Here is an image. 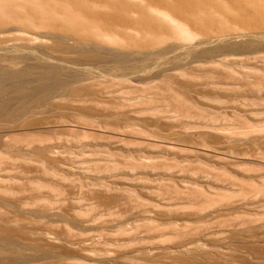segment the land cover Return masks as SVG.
I'll list each match as a JSON object with an SVG mask.
<instances>
[{"label": "rangeland", "instance_id": "rangeland-1", "mask_svg": "<svg viewBox=\"0 0 264 264\" xmlns=\"http://www.w3.org/2000/svg\"><path fill=\"white\" fill-rule=\"evenodd\" d=\"M192 2L0 0V264H264V0Z\"/></svg>", "mask_w": 264, "mask_h": 264}, {"label": "bare ground", "instance_id": "bare-ground-1", "mask_svg": "<svg viewBox=\"0 0 264 264\" xmlns=\"http://www.w3.org/2000/svg\"><path fill=\"white\" fill-rule=\"evenodd\" d=\"M161 3H163V1L164 0H159ZM190 3H192L193 4V2H192V0H189V3H188V5H187V7L188 8H190L191 6H192V4H190ZM2 4H6V3H2ZM181 5V2H178V6H180ZM22 21H24V20H22ZM24 22H27V21H24ZM28 23V22H27Z\"/></svg>", "mask_w": 264, "mask_h": 264}]
</instances>
